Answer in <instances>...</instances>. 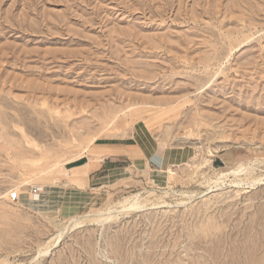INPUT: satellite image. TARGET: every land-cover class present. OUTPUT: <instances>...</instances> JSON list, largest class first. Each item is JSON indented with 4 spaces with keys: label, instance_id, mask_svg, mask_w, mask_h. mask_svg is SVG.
Here are the masks:
<instances>
[{
    "label": "rangeland",
    "instance_id": "obj_1",
    "mask_svg": "<svg viewBox=\"0 0 264 264\" xmlns=\"http://www.w3.org/2000/svg\"><path fill=\"white\" fill-rule=\"evenodd\" d=\"M137 130L155 157L92 184V149ZM259 178L264 0H0V264H264ZM137 193L143 211L68 225Z\"/></svg>",
    "mask_w": 264,
    "mask_h": 264
},
{
    "label": "bare ground",
    "instance_id": "obj_2",
    "mask_svg": "<svg viewBox=\"0 0 264 264\" xmlns=\"http://www.w3.org/2000/svg\"><path fill=\"white\" fill-rule=\"evenodd\" d=\"M113 120H115V118ZM190 156H188V158H190ZM206 162H208V161H206ZM86 166H88L87 163H84L82 165V167L85 168L82 170V173L85 175L88 172V169H86ZM250 166L251 165L244 166L243 164H239V166H237L236 168L228 170L229 172L219 171L214 175V179H211V178L205 179L204 183H206L208 185L210 192L221 190L222 188H224L226 186L230 187V188H238V190H239V188L242 187V184H244V183H242L243 180L241 181V179H240V181H236L237 180L236 178H235V180H231L230 177L247 173L252 168V167L250 168ZM156 173H157V177H160V178L161 177L164 178L168 174H170L171 178H173L176 174L174 170H170V169L167 170V168L165 166H164V168H161V170H158ZM61 176L65 177L67 179L70 178V177H68L66 168L61 171ZM251 181H252L251 183L247 184V185H249V187H251L252 185H255L256 183H263L262 181H264V179L259 178L257 180H251ZM148 193L151 194L153 192H148ZM140 194L139 193L132 194L131 196L124 198L122 201H120V202L118 201V203L116 205L108 206L104 210L99 209L96 211L88 212V213H86L85 216L72 217V218H70L68 225L72 224L73 226H78L82 222H84L87 218H89V220L92 219V221H96L101 225H104L105 222H109L111 219L113 220V218H115V216H118L121 213L123 214V213H127V212H132V211L133 212L143 211L147 207H146V204H144L145 202H142L141 199L143 197H141ZM237 194H238V192H237ZM188 197L194 198V197H196V195L191 194V195H188ZM45 202H47V199L45 200ZM65 230H66V227H64L63 230L59 231L58 234L54 238L52 237L54 239L53 240L54 243L62 237ZM50 243H52V241ZM42 252H44V254L47 255L49 253V248L47 247V249L42 251Z\"/></svg>",
    "mask_w": 264,
    "mask_h": 264
},
{
    "label": "crops",
    "instance_id": "obj_3",
    "mask_svg": "<svg viewBox=\"0 0 264 264\" xmlns=\"http://www.w3.org/2000/svg\"><path fill=\"white\" fill-rule=\"evenodd\" d=\"M143 131V130H142ZM138 131L136 134V139H134V142L132 144H121V143H114V142H107L100 144L97 147H94L92 150L94 153L102 154V159L98 160L95 158H92V167L90 168L87 178L91 180L92 184H96L95 181H101L106 178H113L112 176L114 173L123 168L124 165H122L123 162H126V159H130V156H135L134 159H146L149 158L150 160L155 157L157 151L154 150V152L151 154L149 150V140L148 137L151 138V135L147 131ZM146 141L147 147L141 145V143ZM135 143V144H134ZM141 153V157L138 155ZM139 156V157H138ZM179 159H181V156H178ZM126 158V159H125ZM131 160V159H130ZM89 161L88 157H85L84 163H87ZM170 161V160H169ZM167 161L166 163H170L173 161ZM160 162V160H159ZM166 163L164 162L162 164L163 168ZM108 176V177H107Z\"/></svg>",
    "mask_w": 264,
    "mask_h": 264
},
{
    "label": "built area",
    "instance_id": "obj_4",
    "mask_svg": "<svg viewBox=\"0 0 264 264\" xmlns=\"http://www.w3.org/2000/svg\"><path fill=\"white\" fill-rule=\"evenodd\" d=\"M27 192H28L29 196L30 195L33 196V195L39 193V188L30 187ZM8 199L11 203H18L20 200V195H19L18 191L17 190L10 191V193L8 194Z\"/></svg>",
    "mask_w": 264,
    "mask_h": 264
}]
</instances>
